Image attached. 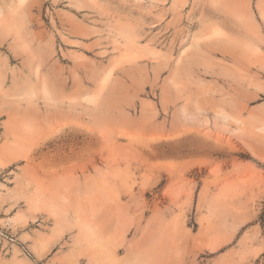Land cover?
Returning a JSON list of instances; mask_svg holds the SVG:
<instances>
[{"label": "rangeland", "instance_id": "rangeland-1", "mask_svg": "<svg viewBox=\"0 0 264 264\" xmlns=\"http://www.w3.org/2000/svg\"><path fill=\"white\" fill-rule=\"evenodd\" d=\"M0 264H264V0H0Z\"/></svg>", "mask_w": 264, "mask_h": 264}]
</instances>
